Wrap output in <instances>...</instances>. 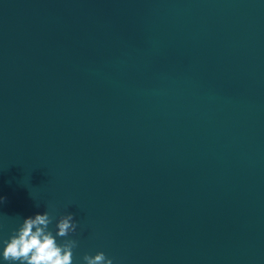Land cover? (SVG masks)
<instances>
[{
  "label": "water",
  "instance_id": "95a60500",
  "mask_svg": "<svg viewBox=\"0 0 264 264\" xmlns=\"http://www.w3.org/2000/svg\"><path fill=\"white\" fill-rule=\"evenodd\" d=\"M0 196L74 264H264V0H0Z\"/></svg>",
  "mask_w": 264,
  "mask_h": 264
},
{
  "label": "clouds",
  "instance_id": "9594fccd",
  "mask_svg": "<svg viewBox=\"0 0 264 264\" xmlns=\"http://www.w3.org/2000/svg\"><path fill=\"white\" fill-rule=\"evenodd\" d=\"M4 197L0 196V204ZM74 214L58 217L47 208L23 217L7 238H0V264H74L77 240L68 238L77 232ZM75 264H113L102 251L85 253Z\"/></svg>",
  "mask_w": 264,
  "mask_h": 264
}]
</instances>
